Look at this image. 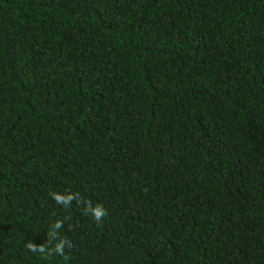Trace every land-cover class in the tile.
Wrapping results in <instances>:
<instances>
[{
    "label": "trees",
    "instance_id": "obj_1",
    "mask_svg": "<svg viewBox=\"0 0 264 264\" xmlns=\"http://www.w3.org/2000/svg\"><path fill=\"white\" fill-rule=\"evenodd\" d=\"M0 264H264V0H0Z\"/></svg>",
    "mask_w": 264,
    "mask_h": 264
},
{
    "label": "clouds",
    "instance_id": "obj_2",
    "mask_svg": "<svg viewBox=\"0 0 264 264\" xmlns=\"http://www.w3.org/2000/svg\"><path fill=\"white\" fill-rule=\"evenodd\" d=\"M52 198L56 201L57 204L62 205L64 208H69L72 202L75 200L83 206L84 212L86 214H91L97 224H99L102 219L107 215V211L102 204L97 203L93 206L91 201L83 200L79 194H74L71 192L68 193H51ZM67 219V218H66ZM63 227L62 220H56L52 225L47 234V241L44 244L37 245L31 241L26 244V247L31 252H38L44 258H49L52 255L64 256L65 248H71V242L66 237H61L59 235V230ZM67 259V257H65Z\"/></svg>",
    "mask_w": 264,
    "mask_h": 264
}]
</instances>
